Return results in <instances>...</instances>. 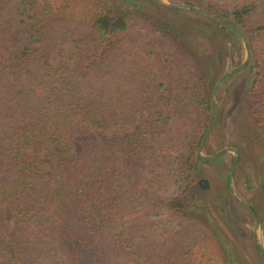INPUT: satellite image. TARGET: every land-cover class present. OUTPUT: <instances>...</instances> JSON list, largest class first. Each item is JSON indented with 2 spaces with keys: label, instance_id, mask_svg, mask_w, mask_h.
Returning a JSON list of instances; mask_svg holds the SVG:
<instances>
[{
  "label": "trees",
  "instance_id": "1",
  "mask_svg": "<svg viewBox=\"0 0 264 264\" xmlns=\"http://www.w3.org/2000/svg\"><path fill=\"white\" fill-rule=\"evenodd\" d=\"M168 1L245 45L161 0H0V204L16 205L14 224L0 221V264H264L226 208L229 176H197L213 87L246 48L251 80L225 88L236 107L222 124L220 103L204 151L235 148L233 178L247 163L264 186V0ZM145 115L137 132L79 141L72 156L77 127Z\"/></svg>",
  "mask_w": 264,
  "mask_h": 264
},
{
  "label": "rangeland",
  "instance_id": "2",
  "mask_svg": "<svg viewBox=\"0 0 264 264\" xmlns=\"http://www.w3.org/2000/svg\"><path fill=\"white\" fill-rule=\"evenodd\" d=\"M162 1L164 3L173 4L172 2H170L168 0H162ZM182 5H184V4H182ZM25 29L26 28L19 22L15 23L13 26L14 34L19 39L21 38V34L25 31ZM246 57H247V51L245 50L243 53V59L239 65H241L244 62ZM56 58L57 57H54L53 59H56ZM53 62H54V60H53ZM238 66L231 67L228 70L236 68ZM244 68L241 71H239V73L238 72L232 73V74L238 73L239 77H236V78L234 77L233 79L228 81L227 84H225L223 88H222V86H223L224 82L222 83V85L220 86V88H221V90H220V96H221L220 102L218 100V92H217V104L219 107V114H220V103H221V105L224 106L223 109L225 110V112L223 113L224 121L222 124L226 123V119H229L233 115L232 114L234 111L233 109L236 107L235 102L232 101V102H230L229 107L226 109L225 100L228 97V91L226 92L225 88L229 87L230 82L237 81L236 86L233 87V89L237 90V92H236L237 94H241L242 91H244L246 89L248 83L251 80V76H249L247 73L243 72ZM227 71H225V72H227ZM232 74H230L228 77H230ZM219 89H218V91H219ZM238 96H237L236 100L238 99ZM149 117H150V115H145V118L143 120L138 119V120L133 121V122L122 120V123H121L122 126L115 128V129H112V130L105 131V132L95 130V129L83 130V129L77 127V133L74 135V138L72 141V156H75L78 154L79 143H80L79 141L93 140V139H100V140L112 139L115 137L125 136L128 133L129 134L135 133L143 126L142 125L143 121ZM218 119H219V116H218ZM217 122H218V120H217ZM217 122H216V124H217ZM215 127H216V125L214 126L213 130L215 129ZM207 129H206V131H207ZM213 130L210 132L209 136L212 134ZM209 136H208V138H209ZM208 138H207V140H208ZM207 140H206V142H207ZM206 142H205L203 149H202V154L204 156L213 157L220 150L225 149V148H222L212 155L207 154L204 151V147L206 145ZM199 147H200V145H199ZM226 149H230V150L227 152H224V153H228L224 156H222V154H224V153H222L220 156L216 157L213 160L201 159L204 162H208L210 164L206 165V164L201 163L200 169L198 170V173H197V176L200 178L201 177L203 178L206 176V178L208 180L210 179L211 182H214V183H219V181L224 182L226 177L229 176V181H230V172H231L233 163L235 161L236 155H238V152L235 148H232V147H226ZM198 150H199V148H198ZM59 155L61 157H63V154L61 151H59ZM252 169L253 168L250 167L249 164H247V163H245L243 166L239 167V171L237 174V180L232 178L234 192H232L231 186H230V193L229 194H231L232 198L224 195V197L226 198L225 204H226V208H227L228 212L230 213L231 217L234 219L235 224L238 226L239 235L244 239H248L250 236L254 237V239H256V241H260V243L264 246L263 229H262V226L260 224V221L258 220L259 225H258V227H256L255 218L253 217V219H251L246 214V212L244 211L243 208H245L246 210H247V208L242 204V202H245L249 207L252 204H255V205L259 204L261 206V210L263 211L262 214L264 215V186L258 184L257 180L255 179V174L253 173L254 170H252ZM234 171H235V169H234ZM259 175H261L260 177L264 178V174L259 173ZM263 178H261V181H264ZM229 185H230V182H229ZM218 197L220 200H222L221 197L223 198V195L220 194V195H218ZM233 199H235L241 205H237ZM15 206H16L15 204H10V203H6V202L1 203L0 204V221H9V222L14 224L13 209L15 208ZM200 218H204L202 221H199L204 227L210 226L212 228V230H214V227L216 225L215 218L211 217L208 214L206 215V217H205V215H203ZM218 235H219L220 239L222 240V245L224 246L225 249H227V247H229L228 246L229 245L228 237L226 236V234H223L221 232H219ZM156 261H157V258L153 260L152 264H155Z\"/></svg>",
  "mask_w": 264,
  "mask_h": 264
},
{
  "label": "water",
  "instance_id": "3",
  "mask_svg": "<svg viewBox=\"0 0 264 264\" xmlns=\"http://www.w3.org/2000/svg\"><path fill=\"white\" fill-rule=\"evenodd\" d=\"M162 1V0H161ZM162 3H164L162 1ZM167 7L169 8H172V9H181V10H184V9H191L193 11H196L200 14H203L209 18H213L222 28L230 31L231 33H234V34H237L239 36H241V38L244 40V38L242 37L241 34H239L238 32H236L235 30L229 28L222 20L218 19V18H214L212 17L210 14H208L207 12L201 10V9H198V8H195L193 6H189V5H174V4H169V3H164ZM244 45H245V40H244ZM245 50L247 51V57L246 59L244 60V62L239 65L238 67L236 68H233V69H230L228 70L227 72H225L219 79L218 81L216 82V84L214 85V88H213V92H212V100H213V103L215 105V114H214V118L211 122V124L209 125L207 131L205 132L203 138H202V141H201V144H200V147H199V150H198V155L201 159H204V160H213L215 159L216 157L220 156L222 153L224 152H227L229 151L230 149H222L220 150L218 153H216L213 157H207V156H204L202 154V149H203V146L210 134V132L213 130L214 126L216 125V122L218 120V116H219V107H218V104H217V92H218V89L220 88V86L222 85V83L224 82V80L232 73L234 72H239L241 71L245 66L246 64L249 62L250 60V55H249V51L248 49L245 48ZM237 160H238V155H236V158H235V161L233 163V166H232V169H231V172H230V186H231V190L232 192H234V187H233V173H234V169H235V166H236V163H237ZM242 204L247 208L248 211H250L251 213L252 210L251 208L245 203V202H242ZM253 216L256 220V227H258L259 225V221H258V218L256 217V215L253 213ZM257 245L259 246V248L262 250V252L264 253V246L260 243V241H257Z\"/></svg>",
  "mask_w": 264,
  "mask_h": 264
}]
</instances>
